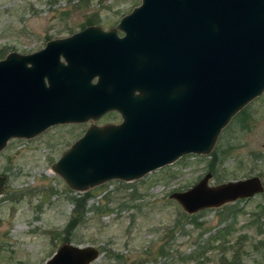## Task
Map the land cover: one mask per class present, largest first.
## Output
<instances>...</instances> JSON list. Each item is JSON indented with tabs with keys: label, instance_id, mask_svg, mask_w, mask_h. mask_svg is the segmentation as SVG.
Masks as SVG:
<instances>
[{
	"label": "water",
	"instance_id": "1",
	"mask_svg": "<svg viewBox=\"0 0 264 264\" xmlns=\"http://www.w3.org/2000/svg\"><path fill=\"white\" fill-rule=\"evenodd\" d=\"M119 26L133 47L119 58L115 106L122 120L89 126L52 164L75 190L136 179L184 154L208 153L231 118L264 91V0H140ZM88 29L0 59V78L18 82L21 76L20 104L6 105L0 119V150L12 136L30 137L94 110L86 79L66 70L58 50ZM64 69L57 74L65 78L64 90H55L61 80L53 73ZM61 94L66 114L55 108L62 106ZM210 178L208 171L170 197L194 213L264 190L257 174L214 184ZM4 181L0 175V193ZM98 255L96 246L63 242L43 264H89Z\"/></svg>",
	"mask_w": 264,
	"mask_h": 264
},
{
	"label": "rangeland",
	"instance_id": "2",
	"mask_svg": "<svg viewBox=\"0 0 264 264\" xmlns=\"http://www.w3.org/2000/svg\"><path fill=\"white\" fill-rule=\"evenodd\" d=\"M139 3L0 0V57L34 51L49 36L88 21L107 27ZM244 108L249 128L223 127L208 153L184 154L139 178L110 179L85 190L70 188L52 168L85 125L10 138L0 150V264H43L63 242L96 246L99 255L89 264H264V190L194 213L170 197L208 171L211 184L257 174L264 185V91ZM212 150L222 163L208 164ZM86 191L84 218L68 230L71 195Z\"/></svg>",
	"mask_w": 264,
	"mask_h": 264
},
{
	"label": "flooded vegetation",
	"instance_id": "3",
	"mask_svg": "<svg viewBox=\"0 0 264 264\" xmlns=\"http://www.w3.org/2000/svg\"><path fill=\"white\" fill-rule=\"evenodd\" d=\"M119 22L120 19L114 24L105 27L99 21H88L77 27L75 30L54 34L46 39L43 46H45L46 42L49 40L69 37L87 27L89 28L69 41L65 47L59 48L58 50L59 61H61L64 66H67L66 70L79 72L84 76L86 81L83 85V89L86 91V98L91 104H96V106L94 110L88 111L82 120L58 122L49 125L44 130L55 125H85L83 130L84 133V131L91 125L100 126L121 122L122 116L115 106L119 98L118 90L121 91L119 86L121 77L119 75L122 69L120 68L121 59L119 60V58L122 54L131 50L133 47L124 41L123 37L125 31L119 26ZM5 56L6 55L1 56L0 59L5 58ZM64 73L65 69L64 72L62 70V73H53V79L55 82L61 80L59 84L56 83L53 85V89L64 90L62 83L65 82V78L61 77ZM57 74H61V76H58ZM4 78H0L2 81V88H0V119L4 115L5 107H7L6 105H9L10 103L20 104L21 76H18V82L15 77L13 78V81L4 80ZM16 82L18 83V86H16ZM86 82L88 83L86 84ZM61 95L62 106H56L55 108L57 111L66 114L70 110V107L68 106L69 103L66 95ZM17 97L19 102L16 99ZM111 114L117 115V118L113 119L107 117ZM35 135L30 137L12 136L10 138H31ZM10 138H8V140Z\"/></svg>",
	"mask_w": 264,
	"mask_h": 264
},
{
	"label": "trees",
	"instance_id": "4",
	"mask_svg": "<svg viewBox=\"0 0 264 264\" xmlns=\"http://www.w3.org/2000/svg\"><path fill=\"white\" fill-rule=\"evenodd\" d=\"M249 117H250V115L246 111V108L243 107L241 110H239L231 118L229 123L225 126V129L228 130L233 125H236L237 127L241 128V129H247V128H249V122H248ZM220 137H221V135H220ZM226 147H228V148L231 147V143H228ZM220 152H223V150L221 149ZM216 160L219 161L220 163L223 162V159H221V156L219 155V153H217L216 150H212L210 153V159L208 161V164L212 165L213 161H216ZM213 169H210V171L213 172V174H215L216 170H213ZM89 194H90L89 191H86L82 194L78 193V194L71 195V198L74 202V207H73V214H72L71 218H69V220L67 221V223L65 225V228H67L68 230L74 228V226H76L77 223L84 218V212L86 210V208H85V202L86 201L85 200L89 196ZM95 208L97 210H101L100 207H98V206Z\"/></svg>",
	"mask_w": 264,
	"mask_h": 264
}]
</instances>
